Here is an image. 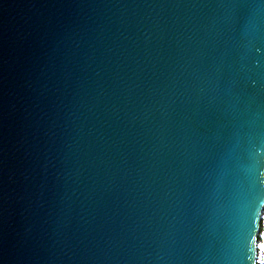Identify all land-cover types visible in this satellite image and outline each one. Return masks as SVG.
Wrapping results in <instances>:
<instances>
[{
    "label": "water",
    "instance_id": "1",
    "mask_svg": "<svg viewBox=\"0 0 264 264\" xmlns=\"http://www.w3.org/2000/svg\"><path fill=\"white\" fill-rule=\"evenodd\" d=\"M264 0H0V264H255Z\"/></svg>",
    "mask_w": 264,
    "mask_h": 264
},
{
    "label": "built area",
    "instance_id": "2",
    "mask_svg": "<svg viewBox=\"0 0 264 264\" xmlns=\"http://www.w3.org/2000/svg\"><path fill=\"white\" fill-rule=\"evenodd\" d=\"M264 216V202L261 210L260 217ZM260 231H261V221L259 222L258 231L255 237V264H260V261L264 259V241L260 238Z\"/></svg>",
    "mask_w": 264,
    "mask_h": 264
},
{
    "label": "snow or ice",
    "instance_id": "3",
    "mask_svg": "<svg viewBox=\"0 0 264 264\" xmlns=\"http://www.w3.org/2000/svg\"><path fill=\"white\" fill-rule=\"evenodd\" d=\"M260 178H261L262 181H264V170H262L260 172ZM260 221H261L260 238H261L262 241H264V216L260 217ZM262 246H264V245H262ZM260 264H264V259H262L260 261Z\"/></svg>",
    "mask_w": 264,
    "mask_h": 264
}]
</instances>
